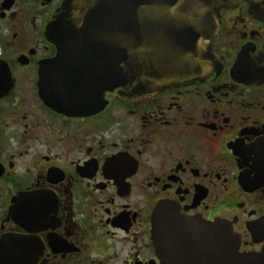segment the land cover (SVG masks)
Returning a JSON list of instances; mask_svg holds the SVG:
<instances>
[{"label":"flooded vegetation","instance_id":"af4514ba","mask_svg":"<svg viewBox=\"0 0 264 264\" xmlns=\"http://www.w3.org/2000/svg\"><path fill=\"white\" fill-rule=\"evenodd\" d=\"M65 2L0 0V264H210L215 225L225 264H264V79L232 75L264 50L253 4L220 11L207 76L72 114L41 83Z\"/></svg>","mask_w":264,"mask_h":264},{"label":"water","instance_id":"95a60500","mask_svg":"<svg viewBox=\"0 0 264 264\" xmlns=\"http://www.w3.org/2000/svg\"><path fill=\"white\" fill-rule=\"evenodd\" d=\"M237 1L66 0L47 30L57 48L53 76L43 69L41 81L43 86L51 78L63 83L43 97L57 111L90 113L92 95L98 94L97 100L117 90L122 96H145L207 76L220 63L211 46L221 27L219 13ZM248 1L264 19V0ZM232 75L248 82L264 79V50L250 61L240 54ZM159 228L155 220V240ZM203 234L213 245L210 264H225L222 258L233 248L230 231L223 230V248L219 225Z\"/></svg>","mask_w":264,"mask_h":264}]
</instances>
